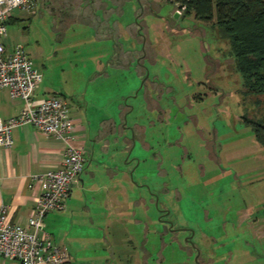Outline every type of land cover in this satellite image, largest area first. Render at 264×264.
Segmentation results:
<instances>
[{
  "label": "rangeland",
  "instance_id": "obj_1",
  "mask_svg": "<svg viewBox=\"0 0 264 264\" xmlns=\"http://www.w3.org/2000/svg\"><path fill=\"white\" fill-rule=\"evenodd\" d=\"M142 1L120 0L114 15L124 26L134 24L129 32L141 27L150 76L159 77L148 88H140V80L129 98L135 109L128 121L146 123L151 145L148 151L138 142L129 154L134 220L141 223L87 232L97 244L77 248V256L99 257L97 264H264V147L243 119L261 114L255 100L264 95L243 94L229 42L211 23L193 13L175 17L174 4L164 0L141 9ZM14 13L20 18L6 23L5 48L22 44L32 66L43 70L44 65L56 83L70 76V64L80 55L67 43L81 39L84 31L68 30L64 36L46 13ZM131 36L143 50L138 33ZM126 37L120 36L124 47H133ZM149 95L166 110L161 126L153 109H142ZM134 157L142 160L139 166Z\"/></svg>",
  "mask_w": 264,
  "mask_h": 264
},
{
  "label": "crops",
  "instance_id": "obj_2",
  "mask_svg": "<svg viewBox=\"0 0 264 264\" xmlns=\"http://www.w3.org/2000/svg\"><path fill=\"white\" fill-rule=\"evenodd\" d=\"M141 6V9L153 8V0L142 1ZM119 7L120 0H38L35 12L27 14V17L48 14L54 30L64 36L68 30L84 31L81 39L67 43L72 54L80 55L73 58L68 70L79 72L80 76L73 77L72 73L56 83L48 79L44 65L43 70L35 67L42 75L36 91L38 97L58 94L67 98L75 142L83 148L86 158L84 170L66 200L65 210L49 212L44 217V230L57 244L68 249L69 264L99 262L98 256L91 260L77 256V248L97 244L94 233H88L102 231L106 225L114 224L122 230L123 223H141L140 219L134 220L135 185L129 176L134 162L130 164L129 154L138 142L148 151L151 145L146 141V123L128 121V112L135 109L129 98L140 80V88H148L157 84L159 77L150 76V64L146 62L148 39L141 34V27L136 23L137 30L129 32L134 25L132 22L124 26L120 18H114ZM16 18L20 17L13 10L6 23ZM137 33L138 41L144 44L141 51L136 47L135 37L131 36ZM123 35L128 37L124 40L126 43L132 40L129 43L133 47H124L120 41ZM156 94L162 97V91ZM148 101L144 100L142 109L145 112L153 109L159 115L158 125L161 126L162 116L166 117L161 100L149 95ZM22 105L20 99L10 97L8 88L0 89V118L6 120L15 116ZM12 139L9 148L0 146V206L6 208L9 221L26 227L41 189L37 176L60 167L64 142L40 133L32 125L13 128ZM135 160L138 166L142 163L140 158L134 157ZM159 167L161 169V164ZM146 231L149 235L148 229ZM126 237L130 240V236ZM0 264L19 262L0 256Z\"/></svg>",
  "mask_w": 264,
  "mask_h": 264
},
{
  "label": "built area",
  "instance_id": "obj_3",
  "mask_svg": "<svg viewBox=\"0 0 264 264\" xmlns=\"http://www.w3.org/2000/svg\"><path fill=\"white\" fill-rule=\"evenodd\" d=\"M164 1L174 4L178 16L184 14V4ZM37 3L38 0H0V89L8 88L10 97L23 103L15 116L0 118V146H11L13 128L32 125L40 133L64 142L63 158L59 168L37 176L41 189L26 227L9 221L6 208L0 206V256L19 264H69L68 249L44 230V217L49 212L65 210L71 189L84 170V150L75 142L67 98L58 94L38 97L42 75L32 66L24 46L18 43L7 50L2 42L11 12L20 9L33 13Z\"/></svg>",
  "mask_w": 264,
  "mask_h": 264
},
{
  "label": "trees",
  "instance_id": "obj_4",
  "mask_svg": "<svg viewBox=\"0 0 264 264\" xmlns=\"http://www.w3.org/2000/svg\"><path fill=\"white\" fill-rule=\"evenodd\" d=\"M185 13L211 23L228 40L245 96L264 95V0H177ZM183 14V15H184ZM261 114L243 117L264 147V99L255 100ZM258 114V113H257Z\"/></svg>",
  "mask_w": 264,
  "mask_h": 264
},
{
  "label": "water",
  "instance_id": "obj_5",
  "mask_svg": "<svg viewBox=\"0 0 264 264\" xmlns=\"http://www.w3.org/2000/svg\"><path fill=\"white\" fill-rule=\"evenodd\" d=\"M174 16H175V17H178V14H177V13H175V14H174Z\"/></svg>",
  "mask_w": 264,
  "mask_h": 264
}]
</instances>
